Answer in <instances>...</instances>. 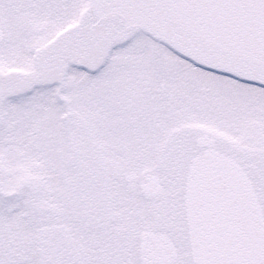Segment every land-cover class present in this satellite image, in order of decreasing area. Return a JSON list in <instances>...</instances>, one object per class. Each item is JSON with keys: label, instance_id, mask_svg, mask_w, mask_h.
Here are the masks:
<instances>
[{"label": "snow or ice", "instance_id": "6c2138e0", "mask_svg": "<svg viewBox=\"0 0 264 264\" xmlns=\"http://www.w3.org/2000/svg\"><path fill=\"white\" fill-rule=\"evenodd\" d=\"M0 264H264V0H0Z\"/></svg>", "mask_w": 264, "mask_h": 264}]
</instances>
